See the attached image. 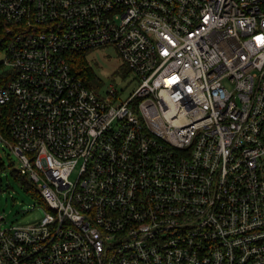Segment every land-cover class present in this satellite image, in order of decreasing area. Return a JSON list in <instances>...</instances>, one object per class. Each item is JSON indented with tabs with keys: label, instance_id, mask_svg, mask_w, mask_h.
Masks as SVG:
<instances>
[{
	"label": "built area",
	"instance_id": "2783aa9c",
	"mask_svg": "<svg viewBox=\"0 0 264 264\" xmlns=\"http://www.w3.org/2000/svg\"><path fill=\"white\" fill-rule=\"evenodd\" d=\"M4 146L43 212L0 264H264V0H0Z\"/></svg>",
	"mask_w": 264,
	"mask_h": 264
},
{
	"label": "rangeland",
	"instance_id": "374dc122",
	"mask_svg": "<svg viewBox=\"0 0 264 264\" xmlns=\"http://www.w3.org/2000/svg\"><path fill=\"white\" fill-rule=\"evenodd\" d=\"M86 59L100 79L101 93H105L112 85L118 90L122 88V95L125 96L136 86L133 75L129 70L125 71L127 67L115 47L104 46L91 50L86 54ZM0 158V214L4 218L2 227L25 224L39 218L43 205L31 192L27 180L16 175V156L4 146L0 148ZM77 171L76 168L70 176L71 180H75Z\"/></svg>",
	"mask_w": 264,
	"mask_h": 264
},
{
	"label": "trees",
	"instance_id": "16d2710c",
	"mask_svg": "<svg viewBox=\"0 0 264 264\" xmlns=\"http://www.w3.org/2000/svg\"><path fill=\"white\" fill-rule=\"evenodd\" d=\"M66 56H67V61L70 67L72 68V71L76 73L78 77H80L86 84H89L90 86L94 85L96 87L98 85L99 87L100 85L99 77L97 76L92 66L86 59L85 52L66 53ZM125 71L128 72V69H126ZM1 163L2 161L0 158V166H1ZM17 173H16L17 176L20 175L26 179L24 175H21L19 173L17 174ZM28 184H30L29 186L31 187V192L39 198V194L36 192L34 186L29 182Z\"/></svg>",
	"mask_w": 264,
	"mask_h": 264
}]
</instances>
